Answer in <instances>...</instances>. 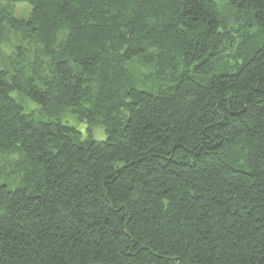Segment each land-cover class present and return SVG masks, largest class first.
<instances>
[{"label": "trees", "instance_id": "16d2710c", "mask_svg": "<svg viewBox=\"0 0 264 264\" xmlns=\"http://www.w3.org/2000/svg\"><path fill=\"white\" fill-rule=\"evenodd\" d=\"M6 1L0 264H264V0Z\"/></svg>", "mask_w": 264, "mask_h": 264}, {"label": "rangeland", "instance_id": "374dc122", "mask_svg": "<svg viewBox=\"0 0 264 264\" xmlns=\"http://www.w3.org/2000/svg\"><path fill=\"white\" fill-rule=\"evenodd\" d=\"M0 9L7 11L10 15L18 18L28 19L31 14L30 6L25 2L20 3H8L6 0H0ZM24 42L18 35L15 34H4L0 38V67L5 63L6 55L12 51L11 49L17 47L18 45H24ZM26 47V46H25ZM32 109L38 107L33 102H29ZM63 121L75 127L83 135V138H92L94 140H104L106 138V132L102 129L96 128L91 133L88 130V125L84 122L79 121V119L68 113L67 117H63ZM3 169L6 176L2 181L8 185H15L22 182L25 177L26 171L32 172L33 167L27 166V162L23 156H8L3 157ZM11 164V165H10Z\"/></svg>", "mask_w": 264, "mask_h": 264}]
</instances>
